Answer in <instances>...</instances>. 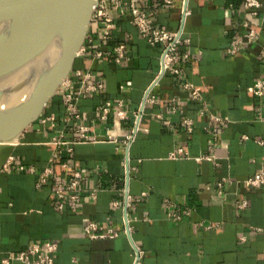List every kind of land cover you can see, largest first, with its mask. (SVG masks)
<instances>
[{"label": "crops", "instance_id": "crops-1", "mask_svg": "<svg viewBox=\"0 0 264 264\" xmlns=\"http://www.w3.org/2000/svg\"><path fill=\"white\" fill-rule=\"evenodd\" d=\"M260 1L254 15L244 0H135L158 27L188 39L180 53L189 57H181L176 73L163 72L162 45L139 34L130 10L108 0L114 26L102 40L106 19L94 15L85 43L104 55L84 54L74 64L98 73L103 89L78 94L74 80L79 117L66 123L65 97L57 93L13 142L10 171L0 167V264H23L5 260L48 241L57 243L54 264H264V186L246 181L264 164V95L254 90L264 77ZM244 22L259 40L230 54ZM117 45L126 51L122 62L112 54ZM150 88L153 102L145 100ZM80 124L92 141L81 139ZM54 137L75 143L53 157ZM76 171L82 178L74 200L69 179ZM58 176L69 190L62 208ZM91 222L115 235L90 237L84 226Z\"/></svg>", "mask_w": 264, "mask_h": 264}, {"label": "water", "instance_id": "water-1", "mask_svg": "<svg viewBox=\"0 0 264 264\" xmlns=\"http://www.w3.org/2000/svg\"><path fill=\"white\" fill-rule=\"evenodd\" d=\"M98 0H0V61L25 52L36 59L32 88L0 107V167L13 142L44 112L74 69ZM9 77L0 76V96Z\"/></svg>", "mask_w": 264, "mask_h": 264}, {"label": "built area", "instance_id": "built-area-1", "mask_svg": "<svg viewBox=\"0 0 264 264\" xmlns=\"http://www.w3.org/2000/svg\"><path fill=\"white\" fill-rule=\"evenodd\" d=\"M113 3V7L116 9L126 8L130 10L131 21L136 26L139 34L150 44L157 45L160 44L163 47L162 50V70L163 72L168 70H173L178 73V63L180 62L181 57H189L188 53L181 54L180 47L182 43L188 42V39L183 37L182 30H171L167 28L158 27L155 23L153 17L148 15L146 12L142 11L135 0H111ZM166 3H172L173 0H164ZM108 0H98L97 7L95 9L94 15L102 16L106 19V26L104 28L102 34V40H105L109 33L110 29L114 26L113 18L110 16L107 8ZM245 8L251 10V13L256 15L258 9L262 6V2L260 0H244ZM190 14L189 9L183 10L184 19ZM93 15V16H94ZM260 33L259 31L252 26L249 22H244L242 24V31L236 35L233 40V46L228 48V53L236 54L238 53L242 47V44L245 42H256L259 40ZM86 41H92V37H86L84 45L78 52V56L80 57L84 54H89L93 58H100L104 55V51L101 49L92 50L88 48L85 43ZM264 48V44H263ZM112 54L115 56L117 62H122L126 56V51L123 45H117L113 48ZM74 80H76L79 86V93H86L89 91H99L103 89L104 83L100 78L98 73H94L91 70L84 69H74L70 73L69 77L65 79L63 84L59 87L57 93H61L65 97V109L66 114L64 120L68 123L71 119L78 118V99L79 95L73 92L74 88ZM157 80L155 81V83ZM190 87L189 83L185 84ZM255 92L263 96L264 95V77L260 78L256 81ZM195 95L198 96V93L195 91ZM147 102H153L155 100L154 94L151 93V88L146 93ZM112 103L108 101L103 107L102 118H106L108 113L110 112ZM117 114L123 118L125 117L124 109H119ZM216 120H221L220 117L213 116ZM77 133L80 135L81 139L85 142L92 141L94 138L92 135L88 133L89 127L84 124H80L77 129ZM134 134H129L127 136V141L133 138ZM107 139L112 142H117L120 138L116 135H108ZM50 143L54 145L53 157H58L62 146L65 144L75 143L74 141H66L61 139L60 137H54ZM70 148V147H69ZM174 154V153H173ZM13 160V156H9L6 162L3 164V169L6 171H10L11 162ZM68 164L66 162L63 163V166L66 167ZM20 169H25L24 166H20ZM31 172H34V168L29 167ZM53 172L52 168H47L40 176L39 184L47 181L48 176ZM82 178V175L79 171H76L72 177L69 179V190L70 197L74 200L79 198V182ZM223 181H227L225 178ZM247 183L254 187H262L264 186V164L261 170L248 177L246 179ZM67 183V178L63 179L61 176L55 178L54 181V192L58 199V206L63 207L64 201L68 195V188L65 187ZM94 194V193H93ZM246 202H242V206H245ZM102 227L97 223L91 222L88 225L84 226V231L92 238L94 237H104V236H114L115 234L110 230L108 232L99 231ZM57 249V243L55 242H45L44 244L35 242L31 243L29 247L25 250L18 252L15 255L10 256L5 261L10 259H19L23 262V264H54V251Z\"/></svg>", "mask_w": 264, "mask_h": 264}, {"label": "bare ground", "instance_id": "bare-ground-1", "mask_svg": "<svg viewBox=\"0 0 264 264\" xmlns=\"http://www.w3.org/2000/svg\"><path fill=\"white\" fill-rule=\"evenodd\" d=\"M35 64L36 59L25 52L16 53L0 61V76L6 74L9 77L3 84L0 107L29 93Z\"/></svg>", "mask_w": 264, "mask_h": 264}]
</instances>
